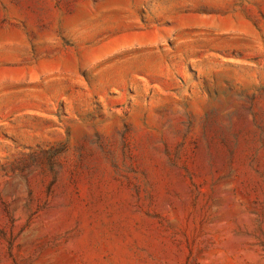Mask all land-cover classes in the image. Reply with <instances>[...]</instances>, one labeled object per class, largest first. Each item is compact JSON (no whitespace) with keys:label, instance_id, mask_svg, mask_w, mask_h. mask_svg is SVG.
Instances as JSON below:
<instances>
[{"label":"rangeland","instance_id":"obj_1","mask_svg":"<svg viewBox=\"0 0 264 264\" xmlns=\"http://www.w3.org/2000/svg\"><path fill=\"white\" fill-rule=\"evenodd\" d=\"M0 264H264V0H0Z\"/></svg>","mask_w":264,"mask_h":264}]
</instances>
